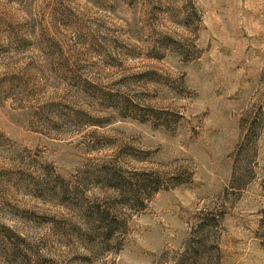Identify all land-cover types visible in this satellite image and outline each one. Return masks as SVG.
<instances>
[{"label": "rangeland", "instance_id": "1", "mask_svg": "<svg viewBox=\"0 0 264 264\" xmlns=\"http://www.w3.org/2000/svg\"><path fill=\"white\" fill-rule=\"evenodd\" d=\"M0 264H264V0H0Z\"/></svg>", "mask_w": 264, "mask_h": 264}]
</instances>
